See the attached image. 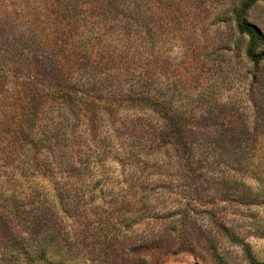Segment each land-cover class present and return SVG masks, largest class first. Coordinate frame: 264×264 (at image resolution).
Returning <instances> with one entry per match:
<instances>
[{
	"label": "rangeland",
	"instance_id": "374dc122",
	"mask_svg": "<svg viewBox=\"0 0 264 264\" xmlns=\"http://www.w3.org/2000/svg\"><path fill=\"white\" fill-rule=\"evenodd\" d=\"M247 1L0 0V264H264Z\"/></svg>",
	"mask_w": 264,
	"mask_h": 264
},
{
	"label": "trees",
	"instance_id": "16d2710c",
	"mask_svg": "<svg viewBox=\"0 0 264 264\" xmlns=\"http://www.w3.org/2000/svg\"><path fill=\"white\" fill-rule=\"evenodd\" d=\"M252 1L253 0L247 1L239 10L236 11L234 20L239 33L248 37L246 55L252 62L257 63L264 59V51H258L259 32L257 28L247 22L243 16Z\"/></svg>",
	"mask_w": 264,
	"mask_h": 264
}]
</instances>
